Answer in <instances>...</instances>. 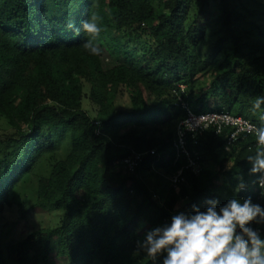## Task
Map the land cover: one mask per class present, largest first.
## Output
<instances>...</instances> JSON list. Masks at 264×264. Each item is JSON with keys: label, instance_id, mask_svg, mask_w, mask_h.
<instances>
[{"label": "trees", "instance_id": "trees-1", "mask_svg": "<svg viewBox=\"0 0 264 264\" xmlns=\"http://www.w3.org/2000/svg\"><path fill=\"white\" fill-rule=\"evenodd\" d=\"M212 1L0 0V117L15 129L0 136V221L23 181L49 157L34 207L59 214L57 224L9 244V258L40 264L56 246L65 264H160L135 251L136 241L177 211L234 195L264 205L251 183L234 192L239 176L254 179L247 157L255 153V136L239 137L226 151L231 129L212 128L199 136L200 174L186 169L185 157L176 161L173 141L185 116L172 94L178 83L188 85L196 111L224 109L264 123V104L253 109L264 97V40L255 35L264 11L257 13L255 0H214L231 47L201 59L197 48L209 33ZM187 3H200L205 17L188 21ZM93 14L102 29L96 44L118 59L113 66L83 48L90 37L82 22ZM137 40L145 44L142 53ZM201 74L210 77L208 85ZM86 83L95 116L83 107ZM58 128L70 131L64 158L55 156ZM132 150L144 156L128 173L120 162ZM154 166L169 177L182 170L176 186L168 180L163 201L141 178ZM253 227L264 235V225ZM0 264H7L1 244Z\"/></svg>", "mask_w": 264, "mask_h": 264}, {"label": "clouds", "instance_id": "clouds-1", "mask_svg": "<svg viewBox=\"0 0 264 264\" xmlns=\"http://www.w3.org/2000/svg\"><path fill=\"white\" fill-rule=\"evenodd\" d=\"M100 17L91 15L82 22V29L90 37L83 48L92 55L99 54L96 39L100 35ZM71 27V25H70ZM264 97H257L253 109H260ZM264 122V115L260 116ZM192 130V129H190ZM256 138V150L247 157L250 165L249 182L239 176L234 188L240 193L249 183L257 187L264 197V123L257 127L247 125ZM228 198L223 204L207 199L205 207L192 205L191 211H177L167 222L157 225L136 241L135 251L142 252L160 264H264V205L253 202L250 196Z\"/></svg>", "mask_w": 264, "mask_h": 264}, {"label": "rangeland", "instance_id": "rangeland-1", "mask_svg": "<svg viewBox=\"0 0 264 264\" xmlns=\"http://www.w3.org/2000/svg\"><path fill=\"white\" fill-rule=\"evenodd\" d=\"M254 1V0H252ZM252 4V3H251ZM264 0H255L252 5L257 13L264 11ZM189 14L188 21H192L197 17H205L206 10H202L200 3H193L188 5ZM210 16V29L205 41L200 44L197 48V55L201 59H206L212 55L217 54L222 56L228 47H231V43L227 40H223V30L221 28L219 20V10L216 2L213 0L207 10ZM257 15V14H256ZM257 23L261 25V28H256L257 33L255 34L262 41L264 40V16L263 18L257 19ZM261 36V37H260ZM132 44V43H131ZM133 45V44H132ZM134 46H137L139 51L142 53L145 48V44L142 41H136ZM99 54L102 56L106 66H113L118 62V59L113 53L106 47H99ZM200 80L204 85H208L210 77L204 74L199 75ZM86 97L83 99L84 109L91 115L95 116L97 112V106L87 97L89 93V84L85 85ZM154 98L151 99L152 103ZM58 128L54 139L58 144V148L55 152L57 158H64L70 148V131H62ZM15 129L11 128L7 120L4 117H0V136L5 134H11ZM62 131V132H60ZM51 157L45 158L40 165L34 170V172L23 181L20 188L17 191L15 197V204L12 208L6 211L0 221V244L4 252L7 264H19L16 260L9 258L7 254V246L11 243H15L23 239L29 232L34 228L47 225H55L59 221L58 213L44 212L34 207L36 202V190L39 182V177L46 174L50 168ZM141 178L149 185V187L156 191L157 196H160L162 201L165 193L169 186L168 180L170 177L163 170L153 168L150 172H143ZM56 246L52 247L50 258L40 264H65L63 259L57 254Z\"/></svg>", "mask_w": 264, "mask_h": 264}, {"label": "built area", "instance_id": "built-area-1", "mask_svg": "<svg viewBox=\"0 0 264 264\" xmlns=\"http://www.w3.org/2000/svg\"><path fill=\"white\" fill-rule=\"evenodd\" d=\"M175 98V105L185 110V116L179 121L176 128V137L173 146L176 153V161L185 157V167L192 173L198 175L205 167L201 158V153L197 149L199 144V136H203L209 129H214L216 134H222L226 129L230 128V133L225 142V150L228 151L232 144L239 139L253 135L248 132L247 125H259L243 115L235 114L229 110L218 111H196L189 102L188 85L178 83L172 89ZM98 124L99 122L96 121ZM192 129V130H190ZM192 139V140H191ZM143 153L132 150V154L121 160V165L128 173H135L140 162L143 159ZM157 168V167H153ZM152 168V169H153ZM158 169V168H157ZM182 170L170 176L173 185H177L183 180ZM248 189V188H247ZM246 189V190H247ZM244 190V191H246Z\"/></svg>", "mask_w": 264, "mask_h": 264}]
</instances>
